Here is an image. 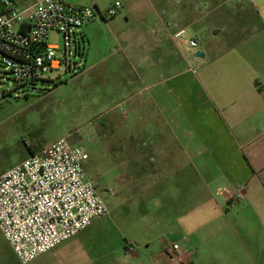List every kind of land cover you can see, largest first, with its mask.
I'll list each match as a JSON object with an SVG mask.
<instances>
[{
    "label": "crops",
    "instance_id": "obj_1",
    "mask_svg": "<svg viewBox=\"0 0 264 264\" xmlns=\"http://www.w3.org/2000/svg\"><path fill=\"white\" fill-rule=\"evenodd\" d=\"M71 1L102 13L122 4L121 19L82 30L84 71L100 84L114 79L119 115L109 120L125 119L123 129L141 136L132 151L142 157L131 163L143 168L141 191L174 183L175 211L190 215L181 228L190 248L174 242L181 264H264V0H117L105 10L100 0ZM180 29L187 35L176 41ZM191 38L205 54L196 74L187 63ZM75 237L30 264H79L84 244ZM1 240L0 264H20ZM172 244L158 264H173Z\"/></svg>",
    "mask_w": 264,
    "mask_h": 264
},
{
    "label": "rangeland",
    "instance_id": "obj_2",
    "mask_svg": "<svg viewBox=\"0 0 264 264\" xmlns=\"http://www.w3.org/2000/svg\"><path fill=\"white\" fill-rule=\"evenodd\" d=\"M116 1L100 0L101 8ZM122 15L120 10L118 19ZM48 42L61 50L64 47L63 36L57 32H51ZM88 50L87 46L86 54ZM94 56L95 50L91 59ZM84 65L77 74L63 65L30 96L0 102V175L31 157L29 148L37 154L63 137L82 145L90 154L86 177L97 185L108 215L96 218L76 235L75 240L82 241L85 249L79 252V264L85 257L86 264H158L155 256L169 243L190 248L183 239L184 235L189 238V231L181 230L188 228L190 215L175 211L172 182L153 181L149 190L141 191L143 168L131 166L142 157L141 150L132 151L142 148L141 136L123 129L125 119L110 122V117L119 115L114 110L117 95L111 92L114 79L100 84L93 71H84ZM101 113L106 116L104 125L99 124ZM1 239L0 234V247ZM130 252L139 258L133 259Z\"/></svg>",
    "mask_w": 264,
    "mask_h": 264
},
{
    "label": "built area",
    "instance_id": "obj_3",
    "mask_svg": "<svg viewBox=\"0 0 264 264\" xmlns=\"http://www.w3.org/2000/svg\"><path fill=\"white\" fill-rule=\"evenodd\" d=\"M0 5V102L30 96L63 65L77 74L86 55L82 30L118 16L122 8L117 2L102 13L71 0H38L30 6L0 0ZM51 32L62 34V50L48 42ZM186 35L180 29L174 39ZM187 44L189 71L196 74L202 45L195 38ZM89 158L85 147L63 137L0 175V234L20 264H30L108 215L97 185L86 177ZM179 251L175 243L166 250L173 264H181Z\"/></svg>",
    "mask_w": 264,
    "mask_h": 264
},
{
    "label": "trees",
    "instance_id": "obj_4",
    "mask_svg": "<svg viewBox=\"0 0 264 264\" xmlns=\"http://www.w3.org/2000/svg\"><path fill=\"white\" fill-rule=\"evenodd\" d=\"M3 13V9L1 8V5H0V14ZM29 152L31 155H35L36 152L32 149V148H29Z\"/></svg>",
    "mask_w": 264,
    "mask_h": 264
},
{
    "label": "water",
    "instance_id": "obj_5",
    "mask_svg": "<svg viewBox=\"0 0 264 264\" xmlns=\"http://www.w3.org/2000/svg\"><path fill=\"white\" fill-rule=\"evenodd\" d=\"M196 55H197V57H202V58H203V57H205V54H204V53H202V52H197V54H196Z\"/></svg>",
    "mask_w": 264,
    "mask_h": 264
}]
</instances>
